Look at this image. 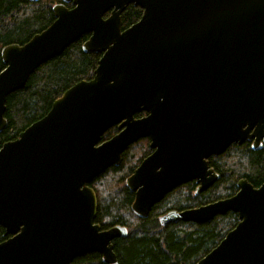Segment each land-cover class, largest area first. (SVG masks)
Wrapping results in <instances>:
<instances>
[{
    "label": "water",
    "instance_id": "95a60500",
    "mask_svg": "<svg viewBox=\"0 0 264 264\" xmlns=\"http://www.w3.org/2000/svg\"><path fill=\"white\" fill-rule=\"evenodd\" d=\"M130 3L141 17L121 29ZM52 10L44 30L1 48L0 130L7 95L42 63L84 34L83 51L101 55L90 79L66 89L0 147V226L8 235L0 264H75L88 251L118 264L112 240L127 229L94 221L88 183L119 164L128 145L148 137L152 149L125 179L140 217L185 182L196 180V193L208 188L218 177L208 158L232 143L253 139L258 148L264 0H61ZM114 125L118 131L101 140ZM236 185L230 197L159 217L161 224L196 223L237 213L234 227L194 264H264V182L239 178Z\"/></svg>",
    "mask_w": 264,
    "mask_h": 264
},
{
    "label": "trees",
    "instance_id": "16d2710c",
    "mask_svg": "<svg viewBox=\"0 0 264 264\" xmlns=\"http://www.w3.org/2000/svg\"><path fill=\"white\" fill-rule=\"evenodd\" d=\"M61 0H0V70L5 66L1 48L7 44L27 42L35 33L44 30L53 20L52 7ZM72 7V3L66 4ZM109 13L106 12L104 16ZM142 9L128 4L121 12V29L136 22ZM89 34L70 43L60 54L37 67L22 88L9 93L5 101L6 126L0 130V147L13 140L32 122L50 109L52 102L66 89L82 79H90L101 54L85 52L82 43ZM141 111L135 114L140 117ZM117 131L116 126L101 136L105 140ZM148 139L141 137L128 145L119 164H112L89 183L96 194L97 213L94 221L102 229L120 224L126 227L125 236L112 240L118 264H194L214 247L226 232L237 223V213L217 214L207 222L175 221L162 225L158 216L167 208L185 209L231 196L237 190L239 178L252 185L264 182V144L254 149L249 140L232 143L218 155L208 158L218 174L204 191L194 194L195 181L173 188L155 203L146 217L132 212L134 193L125 179L142 158L149 153ZM6 238L0 226V241ZM75 264H106L101 254L88 251L75 257Z\"/></svg>",
    "mask_w": 264,
    "mask_h": 264
},
{
    "label": "flooded vegetation",
    "instance_id": "af4514ba",
    "mask_svg": "<svg viewBox=\"0 0 264 264\" xmlns=\"http://www.w3.org/2000/svg\"><path fill=\"white\" fill-rule=\"evenodd\" d=\"M145 115V114H144ZM114 126H116V125H114ZM117 131H118V129H117ZM116 131V132H117ZM115 132V133H116ZM114 133V134H115ZM112 136V135H111ZM145 138H147L148 139V143H149V138L148 137H145ZM246 140H249L250 141V143H251V146H252V143H253V139H246ZM262 144H264V134L262 135V137H261V141H260V143H259V146H258V148H260L261 146H262ZM150 147V146H149ZM150 150L152 151V149L150 148ZM151 151L149 152V153H151ZM149 153H147L145 156H147ZM144 156V157H145ZM143 157V158H144ZM142 158V159H143ZM215 171V170H214ZM191 181H195V183H196V185H195V188H194V191H193V193L194 194H197V193H200L201 191H199V192H197L196 193V189H197V186H198V182L196 181V180H191ZM182 185V184H181ZM181 185H179V186H181ZM177 187V186H176ZM202 191H204V190H202ZM227 197H230V196H227ZM227 197H223V198H227ZM183 209V208H182ZM182 209H174V208H167V209H165L163 212H161V214L158 216V220H159V217L161 216V215H163L164 213H166V212H168L169 210H182ZM233 212V211H232ZM162 225H164V224H162ZM8 235H6V237H7Z\"/></svg>",
    "mask_w": 264,
    "mask_h": 264
},
{
    "label": "rangeland",
    "instance_id": "374dc122",
    "mask_svg": "<svg viewBox=\"0 0 264 264\" xmlns=\"http://www.w3.org/2000/svg\"><path fill=\"white\" fill-rule=\"evenodd\" d=\"M236 192V191H235Z\"/></svg>",
    "mask_w": 264,
    "mask_h": 264
}]
</instances>
